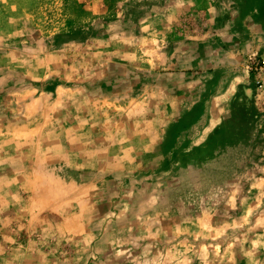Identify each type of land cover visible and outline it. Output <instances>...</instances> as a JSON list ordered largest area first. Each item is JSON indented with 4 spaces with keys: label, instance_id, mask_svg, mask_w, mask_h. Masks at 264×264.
Wrapping results in <instances>:
<instances>
[{
    "label": "rangeland",
    "instance_id": "rangeland-1",
    "mask_svg": "<svg viewBox=\"0 0 264 264\" xmlns=\"http://www.w3.org/2000/svg\"><path fill=\"white\" fill-rule=\"evenodd\" d=\"M264 0H0V264H264Z\"/></svg>",
    "mask_w": 264,
    "mask_h": 264
},
{
    "label": "built area",
    "instance_id": "built-area-1",
    "mask_svg": "<svg viewBox=\"0 0 264 264\" xmlns=\"http://www.w3.org/2000/svg\"><path fill=\"white\" fill-rule=\"evenodd\" d=\"M249 68L255 72H264V60L259 61L258 63L253 62L252 66H249ZM257 85L259 87H264V80H260L259 78V80L257 81Z\"/></svg>",
    "mask_w": 264,
    "mask_h": 264
}]
</instances>
